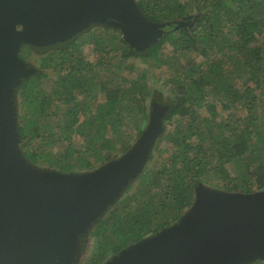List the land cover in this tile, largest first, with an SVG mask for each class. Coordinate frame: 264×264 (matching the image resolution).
<instances>
[{
  "label": "trees",
  "instance_id": "trees-1",
  "mask_svg": "<svg viewBox=\"0 0 264 264\" xmlns=\"http://www.w3.org/2000/svg\"><path fill=\"white\" fill-rule=\"evenodd\" d=\"M135 2L166 30L148 51L134 52L119 28L101 25L109 35L84 32L40 51L36 72L16 93L23 155L61 172L117 158L151 112H162L141 171L92 224L85 264H103L176 222L200 183L234 192L264 188V0ZM85 37L97 51L91 60ZM30 49L23 45L20 57ZM51 74L56 80L46 91L42 81ZM155 91L169 100L162 104Z\"/></svg>",
  "mask_w": 264,
  "mask_h": 264
},
{
  "label": "water",
  "instance_id": "water-1",
  "mask_svg": "<svg viewBox=\"0 0 264 264\" xmlns=\"http://www.w3.org/2000/svg\"><path fill=\"white\" fill-rule=\"evenodd\" d=\"M93 24L119 28L140 53L166 33L135 0H0V264H70L78 239L141 171L161 128L160 111L117 158L90 170L31 164L19 147L15 98L36 72L20 57L66 44ZM264 259V188L195 187L192 205L169 226L103 264H249Z\"/></svg>",
  "mask_w": 264,
  "mask_h": 264
},
{
  "label": "rangeland",
  "instance_id": "rangeland-1",
  "mask_svg": "<svg viewBox=\"0 0 264 264\" xmlns=\"http://www.w3.org/2000/svg\"><path fill=\"white\" fill-rule=\"evenodd\" d=\"M84 32H85V34L87 32H91L92 34H99L101 36L109 35L101 27V24H93L88 29H86L85 31L81 32L79 35L84 34ZM85 38L88 39V40H87V42L83 43V49H84V52L86 53L87 58L91 60V59H93L97 55V51L94 49L93 42L91 40H89V39H91V37H89V38L85 37ZM78 41L80 42L81 41V38ZM30 48H31L30 49L31 50L30 53L24 59H25L26 64L28 66H35L36 67L37 58H38V56H39V54L41 52L40 51H37L36 49H34L32 47H30ZM55 80H56V76L53 75V74H51L48 78H46V79H44L42 81L43 88L46 91L50 90L53 87ZM155 93L158 95V98H159V100H160V102L162 104H165L169 100L167 98V96H166L165 93H163L161 91H159V92L158 91H155ZM16 98H17V96H16ZM16 98H15V107H16V113H17L18 110H19V106L17 104V99ZM57 146H58V144L55 147H57ZM33 165H35V164H33ZM35 166H38V165H35ZM91 226L88 227V229L86 230L85 233H83L82 235H80V237L78 239V249H77V252L74 255V257H73V259H72V261H71L70 264H85L86 260L89 259L90 254L92 252V245H91L92 240H91V234H90V228H91ZM111 256H109L108 259Z\"/></svg>",
  "mask_w": 264,
  "mask_h": 264
}]
</instances>
